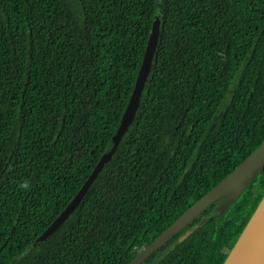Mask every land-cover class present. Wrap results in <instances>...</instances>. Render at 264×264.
<instances>
[{
  "label": "trees",
  "instance_id": "16d2710c",
  "mask_svg": "<svg viewBox=\"0 0 264 264\" xmlns=\"http://www.w3.org/2000/svg\"><path fill=\"white\" fill-rule=\"evenodd\" d=\"M139 110L113 147L152 27ZM264 140V0H0V264H128ZM264 167L143 264H225ZM185 234V235H184Z\"/></svg>",
  "mask_w": 264,
  "mask_h": 264
},
{
  "label": "water",
  "instance_id": "95a60500",
  "mask_svg": "<svg viewBox=\"0 0 264 264\" xmlns=\"http://www.w3.org/2000/svg\"><path fill=\"white\" fill-rule=\"evenodd\" d=\"M160 20L157 19L152 27V31L146 47V52L141 65L140 73L127 106V109L123 115L121 125L113 138V147L110 151L105 153L94 167L92 173L88 179L84 182L80 190L77 192L72 201L66 206V208L59 214V216L51 223V225L42 233L40 239L44 240L53 232H55L66 219L74 212L76 207L80 204L93 181L97 178L104 165L108 163L117 147L132 125L135 116L139 110L142 91L147 80L148 74L151 69L154 53L156 51L158 37H159ZM264 167V140L260 145L246 157L232 172H230L225 178H223L212 189L206 192L195 203L187 208L172 224H170L163 232H161L152 242L144 246L138 254L128 264H143L151 255L157 250L166 245L172 238L177 236L180 232L185 230L190 224L198 219L207 209L214 204L216 211L224 214L228 207L243 193V191L251 185L257 175L262 171ZM264 201V198L262 202ZM260 203L259 207L261 206ZM258 207V209H259ZM257 209V211H258ZM255 212V214L257 213ZM253 215L252 219L254 218ZM251 219V221H252ZM251 221L249 222L246 230L238 241L237 245L231 252L228 260L225 264H229L231 261H235L239 257L238 245L247 231Z\"/></svg>",
  "mask_w": 264,
  "mask_h": 264
},
{
  "label": "bare ground",
  "instance_id": "6f19581e",
  "mask_svg": "<svg viewBox=\"0 0 264 264\" xmlns=\"http://www.w3.org/2000/svg\"><path fill=\"white\" fill-rule=\"evenodd\" d=\"M239 257L229 264H264V201L238 245Z\"/></svg>",
  "mask_w": 264,
  "mask_h": 264
},
{
  "label": "rangeland",
  "instance_id": "374dc122",
  "mask_svg": "<svg viewBox=\"0 0 264 264\" xmlns=\"http://www.w3.org/2000/svg\"><path fill=\"white\" fill-rule=\"evenodd\" d=\"M185 235V234H184Z\"/></svg>",
  "mask_w": 264,
  "mask_h": 264
}]
</instances>
